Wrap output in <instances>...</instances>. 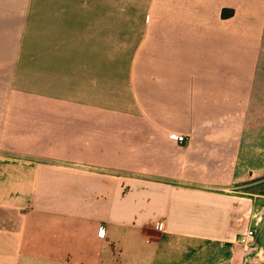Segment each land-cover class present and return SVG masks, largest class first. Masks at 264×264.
Returning <instances> with one entry per match:
<instances>
[{
    "label": "crops",
    "instance_id": "0c3cea01",
    "mask_svg": "<svg viewBox=\"0 0 264 264\" xmlns=\"http://www.w3.org/2000/svg\"><path fill=\"white\" fill-rule=\"evenodd\" d=\"M0 264H264V0H0Z\"/></svg>",
    "mask_w": 264,
    "mask_h": 264
},
{
    "label": "built area",
    "instance_id": "2783aa9c",
    "mask_svg": "<svg viewBox=\"0 0 264 264\" xmlns=\"http://www.w3.org/2000/svg\"><path fill=\"white\" fill-rule=\"evenodd\" d=\"M170 138L177 141L178 143H184L186 141L184 136L177 134H171ZM254 239L255 231L252 228H248L240 234L237 241L243 248H246L254 243Z\"/></svg>",
    "mask_w": 264,
    "mask_h": 264
},
{
    "label": "rangeland",
    "instance_id": "374dc122",
    "mask_svg": "<svg viewBox=\"0 0 264 264\" xmlns=\"http://www.w3.org/2000/svg\"><path fill=\"white\" fill-rule=\"evenodd\" d=\"M171 135V134H170ZM170 135H169V137H170ZM177 135H179V134H177ZM185 140H186V138H185ZM175 141V140H174ZM177 142V141H176ZM187 142V140L184 142V143H179V144H185ZM178 143V142H177Z\"/></svg>",
    "mask_w": 264,
    "mask_h": 264
}]
</instances>
